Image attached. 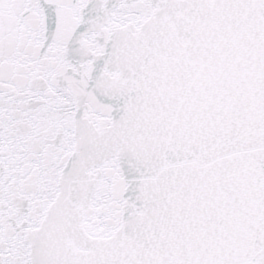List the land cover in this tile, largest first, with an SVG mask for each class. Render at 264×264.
Here are the masks:
<instances>
[{"label":"snow or ice","instance_id":"1","mask_svg":"<svg viewBox=\"0 0 264 264\" xmlns=\"http://www.w3.org/2000/svg\"><path fill=\"white\" fill-rule=\"evenodd\" d=\"M0 264H264V0H0Z\"/></svg>","mask_w":264,"mask_h":264}]
</instances>
